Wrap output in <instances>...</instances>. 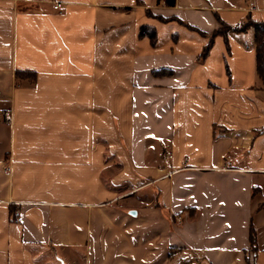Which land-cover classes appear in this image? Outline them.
<instances>
[{
	"label": "crops",
	"instance_id": "0c3cea01",
	"mask_svg": "<svg viewBox=\"0 0 264 264\" xmlns=\"http://www.w3.org/2000/svg\"><path fill=\"white\" fill-rule=\"evenodd\" d=\"M247 20L264 0H0V264H264L254 30L214 34Z\"/></svg>",
	"mask_w": 264,
	"mask_h": 264
},
{
	"label": "trees",
	"instance_id": "16d2710c",
	"mask_svg": "<svg viewBox=\"0 0 264 264\" xmlns=\"http://www.w3.org/2000/svg\"><path fill=\"white\" fill-rule=\"evenodd\" d=\"M158 1H164L166 5H174L175 0H158ZM248 28H253L254 30V50H255V69H256V75L258 79L261 81V83L264 85V21H252L247 20L246 22L240 24L237 27L232 28L231 26L223 23L220 21L219 28L214 31L215 35H223L226 36L228 32L230 31H245ZM140 35H148V37L151 39L152 42L155 40V32L154 30H149L146 27H142L140 31ZM209 49V45H207L200 57H204L207 54V51ZM16 75L19 78L22 79H32L34 81V73L33 72H26V71H19L16 72ZM264 129L260 130V132H263ZM250 245L252 248L255 246L256 241V234L254 229L250 228Z\"/></svg>",
	"mask_w": 264,
	"mask_h": 264
},
{
	"label": "built area",
	"instance_id": "2783aa9c",
	"mask_svg": "<svg viewBox=\"0 0 264 264\" xmlns=\"http://www.w3.org/2000/svg\"><path fill=\"white\" fill-rule=\"evenodd\" d=\"M61 3L60 2H56L54 5H53V9H55V10H59L60 8H61ZM4 116H5V118H6V120H8L9 119V112H5L4 113Z\"/></svg>",
	"mask_w": 264,
	"mask_h": 264
}]
</instances>
